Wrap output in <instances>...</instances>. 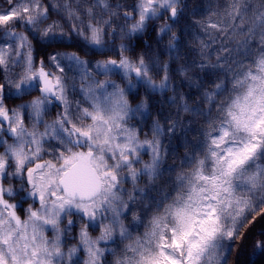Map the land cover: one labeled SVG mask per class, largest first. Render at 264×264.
Returning a JSON list of instances; mask_svg holds the SVG:
<instances>
[{
  "label": "snow or ice",
  "instance_id": "6c2138e0",
  "mask_svg": "<svg viewBox=\"0 0 264 264\" xmlns=\"http://www.w3.org/2000/svg\"><path fill=\"white\" fill-rule=\"evenodd\" d=\"M5 3L0 264H228L264 215V0Z\"/></svg>",
  "mask_w": 264,
  "mask_h": 264
},
{
  "label": "trees",
  "instance_id": "16d2710c",
  "mask_svg": "<svg viewBox=\"0 0 264 264\" xmlns=\"http://www.w3.org/2000/svg\"><path fill=\"white\" fill-rule=\"evenodd\" d=\"M47 2L48 0H45V3ZM72 2H73V5L75 6L74 0H72ZM127 2L130 3L131 0H127ZM209 2L210 0H204L205 4ZM211 2L214 6V9L217 3H219L221 6H223L224 4V0H211ZM88 3L90 4L91 0H88ZM0 7H5V8L8 7V5L5 3V0H0ZM125 10H129V9H125ZM81 15L83 17V13H81ZM201 18L202 17L200 16L195 17V19H201ZM52 19L60 20L61 24H63L64 26V29L66 31H70L69 23L63 17L53 14ZM120 22L123 23V21H120ZM16 30L26 31V29L19 27V26H17ZM29 36L31 38L30 33H29ZM105 39L110 42L112 40V37L106 36ZM135 39L136 38L133 37V42H135ZM144 39L148 40L150 43H154V39L152 37H149L147 34H145ZM115 42L117 45L121 43V41L118 38L116 39ZM164 43H167V38H165ZM143 47L144 46L141 45L138 51L143 50ZM61 50L75 51L76 49L74 48L65 49L61 47ZM127 54L132 55V53H127ZM81 55H83V53H81ZM92 58L93 59H107V58L119 59V57L114 52H108L104 55L94 54ZM165 59H167V57H165ZM15 71L18 72L19 68L15 69ZM35 95L36 93H33L32 97H34ZM32 97H27L26 99H31ZM20 102L21 101H6V103H8L9 106H15V104L20 103ZM125 187H130V185L126 184ZM249 220L251 221L252 217H249ZM143 230L144 229L141 228L140 232H142ZM262 230H264V215H257L254 222L247 224L244 227V229H242L241 238L237 240L235 246L233 247L232 254L228 258V264H264V254L253 255L255 251L253 247L254 241L264 239V237L260 235ZM89 231L93 236H96L99 234L98 231H92L91 229H89ZM135 234H138V233H134V235ZM69 243H76V241L72 240V241H69Z\"/></svg>",
  "mask_w": 264,
  "mask_h": 264
},
{
  "label": "flooded vegetation",
  "instance_id": "af4514ba",
  "mask_svg": "<svg viewBox=\"0 0 264 264\" xmlns=\"http://www.w3.org/2000/svg\"><path fill=\"white\" fill-rule=\"evenodd\" d=\"M36 95H39V93H36ZM35 95V96H36ZM33 98V97H32ZM73 99H77V98H80L79 97V95H77V96H75V97H72ZM55 115V113L53 112V114H52V116H49L48 117V119H51V118H53V116ZM26 123H27V121H26ZM11 142V141H10ZM0 151H2V149H0ZM46 159L47 158H49V157H45ZM13 183H15V182H13ZM30 203V202H29ZM28 205H27V203L25 204V207H27ZM24 213L23 212H20V215L22 216V218L24 217V215H23Z\"/></svg>",
  "mask_w": 264,
  "mask_h": 264
},
{
  "label": "rangeland",
  "instance_id": "374dc122",
  "mask_svg": "<svg viewBox=\"0 0 264 264\" xmlns=\"http://www.w3.org/2000/svg\"><path fill=\"white\" fill-rule=\"evenodd\" d=\"M19 70H20V69H19ZM69 75L71 76V75H73V74H72V73H69ZM98 79H104V77L101 76V77H98ZM113 79H117V81L119 82V78H118V77H113ZM77 99H80V98H77ZM144 159L147 160L148 157L145 156ZM46 234H47L49 237L52 236V233H51L50 231L47 232Z\"/></svg>",
  "mask_w": 264,
  "mask_h": 264
}]
</instances>
